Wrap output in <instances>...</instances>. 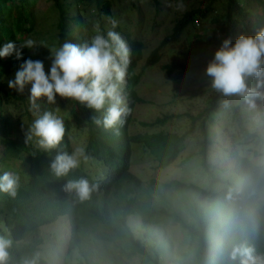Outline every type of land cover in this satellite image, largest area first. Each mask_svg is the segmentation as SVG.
<instances>
[{
  "label": "trees",
  "instance_id": "16d2710c",
  "mask_svg": "<svg viewBox=\"0 0 264 264\" xmlns=\"http://www.w3.org/2000/svg\"><path fill=\"white\" fill-rule=\"evenodd\" d=\"M53 1L61 10L57 27L58 52L38 53L41 48L36 47V52L30 54L32 47L25 38L33 32L37 1L0 0V143L3 147L0 156V238L3 239L0 241V264H49L39 254L45 242L42 229L61 219L69 231L68 253L77 251L81 264H120L125 255H139L142 264H168L163 263L161 255L166 249L156 248L159 237L155 234V227L162 228L170 222L178 224L190 246H195L197 264H264V164H255L249 157L231 149L229 157L233 161V170L242 183L237 188L235 182L225 181L226 186L216 192L178 180L160 182L152 179L146 184L131 172L133 143L149 150L160 148L164 152L160 164L166 168L186 150L188 137L200 123L205 136L200 151L203 167L211 183H219L221 180L215 175L218 167L208 162L207 147L212 142L209 127L215 124L212 115L221 109L232 110L238 127L233 140L237 143L240 138L249 143L257 137L249 131L235 96L229 94L231 81L237 88L242 78L218 74L207 96L206 108L197 116L187 115L192 126L183 135L164 131L147 136L131 135L136 106L143 101L136 88L144 69L138 74L136 68L144 57V42L133 39L118 25L112 14L113 0H79L84 7L93 8L92 11L100 17L110 18L114 31L126 38L129 48L127 58L107 59L125 76L123 95L126 106L122 109L96 106L91 103L90 93L84 87V74L73 49L78 38L89 28L78 8L79 17L71 18L59 0ZM216 1L208 0L204 8L187 12L176 23L173 33L148 56L145 69L158 64L162 49L171 42H178L190 24L195 26L198 21L210 17V28L203 34H196L197 50L190 53L204 55L212 46H216L219 53L204 63L198 61L191 66L179 64L165 68L169 73L179 68L197 72L228 57L240 63L247 61L253 66L259 94H264V30L260 29L259 22L250 30L251 17L240 0H224L220 15L214 7ZM255 1L264 6V0ZM75 26L79 28L78 34ZM247 37L260 53L259 58L240 49L238 42ZM108 46L104 36L98 47L104 51ZM53 57L56 69L64 63L78 81V105L82 106L88 130L83 155L104 166V177L95 179L76 165L71 141L73 127L69 122L53 129V121L49 120L50 126L41 129L46 136L52 132L50 145L43 147L27 134L21 118L25 114L15 118L6 112L5 97L8 101H25V98L8 91L5 79L24 64L33 66L36 77L41 80V68L44 69ZM56 94L57 84L54 82L46 97ZM46 115L49 119L54 117V113ZM73 115L80 127L83 119L76 108ZM176 117L168 115L153 123L142 122V125L164 127ZM260 118L264 129V99L261 100ZM151 152L158 157L159 151ZM233 187H236L235 191ZM132 215L141 216L144 236L153 241L151 246L144 244L128 224Z\"/></svg>",
  "mask_w": 264,
  "mask_h": 264
},
{
  "label": "rangeland",
  "instance_id": "374dc122",
  "mask_svg": "<svg viewBox=\"0 0 264 264\" xmlns=\"http://www.w3.org/2000/svg\"><path fill=\"white\" fill-rule=\"evenodd\" d=\"M59 1L65 6L64 10L68 11L71 18L79 17L77 12L79 9L89 28L78 38L73 49L74 52H77L76 62L84 74V87L90 93L91 103L115 109L124 108L126 106L123 95L125 76L119 69L110 65L107 59L110 57L127 58L129 48L126 38L114 31L110 18L100 17L97 12L92 11L93 8L84 7V4H81L79 0ZM206 1L208 0H113L112 14L118 25L133 39L144 42L146 47L144 57L138 62L136 68L138 74L144 69L141 82L136 88L143 101L136 106L130 134L147 136L164 131L183 135L192 126L191 119L187 115L197 116L206 108L207 96L213 89V80L218 74L224 73L229 77L238 75L242 78L238 82L237 88L231 81V85H228L229 94L235 96L236 105L240 106L249 131L252 134H257V137L250 140L249 143H245V140L240 138V143H237L233 140V135L238 134V127L233 120L232 110L221 109L217 114L212 115L215 124L212 128L209 127L212 130V142L208 145L207 150L208 162L218 167L215 175L221 181L215 184L211 183L209 174L202 163L203 155L200 151L205 136L200 130V123L195 125L193 133L188 137L186 150L166 168H162L160 164L164 158V152L160 151V148L155 147V149L149 150L141 144L133 143L131 172L146 184L152 179L160 182L178 180L216 192L226 186L225 181L230 180L238 184L236 187L239 188L242 179L234 173L233 161L229 157L231 149L249 157L255 164H264V130L260 118L261 100L259 89L254 82L253 66L247 61L240 63L228 57L197 72H186L179 68L169 73L165 68L179 64L191 66L198 61L204 63L219 53L216 46L210 47L204 55L197 56L190 53L197 50L194 43L196 34H203L205 29L210 28V17L198 21L199 23H196L195 26L190 24L183 31L178 42H171L162 49L160 62L145 69L148 56L173 33L176 23L187 12L204 8ZM240 3L249 11L250 30H253L256 22H259L260 29L264 30V6L255 0H240ZM35 4L33 32L25 38L27 44L32 47L30 54L36 52V47L41 48L37 51L38 53L49 51L57 54L61 10L53 0H38ZM224 5V0L214 3L218 15L223 13ZM75 30L78 34V26H75ZM104 36L108 40L109 46L107 50L101 51L98 46ZM238 43L242 51H247L258 58L261 56L248 37ZM6 52L5 50V57ZM60 66L59 69H56L57 64L53 57L44 69L41 68L42 79L40 80L36 77L33 66L20 64L17 71L8 76L5 81L8 84L7 90L14 92L16 96L24 97L25 101L14 99L8 101L5 97L6 112L15 118L25 114L21 118L27 128V134L34 137L36 142L43 147L50 145L52 132L46 136L41 129L47 128L49 120L53 121L51 125L53 129L54 126L69 122L73 127L71 141L76 165L95 179L104 177L106 172L104 166L97 160L86 159L83 155V150L87 145L88 130L82 106L78 105L80 101L78 81L64 63ZM55 74L57 78L53 79ZM54 82L57 84V94L48 98L46 97L47 91ZM74 108L81 116V120L83 119L80 127L77 126L73 117ZM47 113H54V117L49 119ZM168 115H177V117L169 120L164 127L142 125V122L153 123L156 119ZM2 150L3 147L0 143V156ZM151 151H159L158 157ZM236 187H233V191L236 190ZM128 224L144 244L148 246L153 244V241L144 236L140 215L129 217ZM155 234L159 237L156 248L158 250L166 249L165 253H161L163 263L197 264L195 246H190L178 224L170 222L162 228L155 227ZM42 235L45 242L39 254L49 264H81L77 251L68 253L69 231L62 219L42 229ZM0 241L3 239L0 238ZM120 264H142L141 257L125 255Z\"/></svg>",
  "mask_w": 264,
  "mask_h": 264
},
{
  "label": "clouds",
  "instance_id": "9594fccd",
  "mask_svg": "<svg viewBox=\"0 0 264 264\" xmlns=\"http://www.w3.org/2000/svg\"><path fill=\"white\" fill-rule=\"evenodd\" d=\"M263 99H264V94H262L261 92H260V100H262L263 101ZM264 130V129H263ZM244 156V155H243ZM260 165V164H259Z\"/></svg>",
  "mask_w": 264,
  "mask_h": 264
},
{
  "label": "built area",
  "instance_id": "2783aa9c",
  "mask_svg": "<svg viewBox=\"0 0 264 264\" xmlns=\"http://www.w3.org/2000/svg\"><path fill=\"white\" fill-rule=\"evenodd\" d=\"M197 23H199V22H197Z\"/></svg>",
  "mask_w": 264,
  "mask_h": 264
},
{
  "label": "crops",
  "instance_id": "0c3cea01",
  "mask_svg": "<svg viewBox=\"0 0 264 264\" xmlns=\"http://www.w3.org/2000/svg\"><path fill=\"white\" fill-rule=\"evenodd\" d=\"M38 1V0H37Z\"/></svg>",
  "mask_w": 264,
  "mask_h": 264
}]
</instances>
